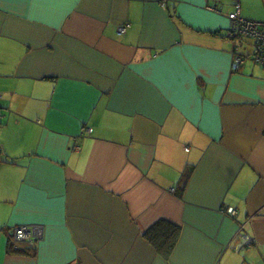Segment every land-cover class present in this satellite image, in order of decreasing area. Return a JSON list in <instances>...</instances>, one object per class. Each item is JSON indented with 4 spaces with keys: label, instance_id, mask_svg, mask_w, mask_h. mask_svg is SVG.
<instances>
[{
    "label": "crops",
    "instance_id": "1",
    "mask_svg": "<svg viewBox=\"0 0 264 264\" xmlns=\"http://www.w3.org/2000/svg\"><path fill=\"white\" fill-rule=\"evenodd\" d=\"M237 10L264 22V0H0V264H264V67Z\"/></svg>",
    "mask_w": 264,
    "mask_h": 264
},
{
    "label": "built area",
    "instance_id": "2",
    "mask_svg": "<svg viewBox=\"0 0 264 264\" xmlns=\"http://www.w3.org/2000/svg\"><path fill=\"white\" fill-rule=\"evenodd\" d=\"M229 17L235 19L236 25L241 23L242 27H245V31L248 34H251L253 41L252 60L264 67V22L258 23L245 21V19L239 17L238 10L237 12L231 13ZM126 27L127 25H121L117 28L119 32H124L126 30ZM236 33L237 31L233 32L232 34H235L236 36ZM241 61L242 57H236L235 63H240ZM2 115L3 114L0 110V123ZM90 130L91 129H88V131ZM171 191H173V188L171 189ZM227 211L230 215L235 214V210L233 208H228ZM11 234L16 243L20 241H26L29 246L33 247L36 245L37 239L42 236V228L38 225H19L12 228ZM238 236L243 240V242L235 246V249H244V247L246 248L253 243V239L243 231H239Z\"/></svg>",
    "mask_w": 264,
    "mask_h": 264
},
{
    "label": "trees",
    "instance_id": "3",
    "mask_svg": "<svg viewBox=\"0 0 264 264\" xmlns=\"http://www.w3.org/2000/svg\"><path fill=\"white\" fill-rule=\"evenodd\" d=\"M190 170L188 171H185L181 178L179 179V183H178V186H177V193H181L185 186H186V183L189 179V175H190ZM171 228V227H170ZM172 232L175 233V229L174 228H171ZM245 248V247H244ZM172 249V244H168L167 247L165 249H162V254L164 257H167L168 256V252Z\"/></svg>",
    "mask_w": 264,
    "mask_h": 264
},
{
    "label": "rangeland",
    "instance_id": "4",
    "mask_svg": "<svg viewBox=\"0 0 264 264\" xmlns=\"http://www.w3.org/2000/svg\"><path fill=\"white\" fill-rule=\"evenodd\" d=\"M236 65H238V63H236Z\"/></svg>",
    "mask_w": 264,
    "mask_h": 264
}]
</instances>
